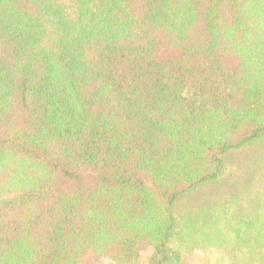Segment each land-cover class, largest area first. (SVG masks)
I'll return each instance as SVG.
<instances>
[{"label": "trees", "instance_id": "trees-1", "mask_svg": "<svg viewBox=\"0 0 264 264\" xmlns=\"http://www.w3.org/2000/svg\"><path fill=\"white\" fill-rule=\"evenodd\" d=\"M264 264V0H0V264Z\"/></svg>", "mask_w": 264, "mask_h": 264}, {"label": "rangeland", "instance_id": "rangeland-1", "mask_svg": "<svg viewBox=\"0 0 264 264\" xmlns=\"http://www.w3.org/2000/svg\"><path fill=\"white\" fill-rule=\"evenodd\" d=\"M141 252L143 253V261L140 262V264H145V259L146 256L148 255V250H146L144 248V246H141ZM204 253L203 252H194L188 256H186V264H200V260H202V258L204 257ZM99 262L101 264H109L105 259L101 258L99 259Z\"/></svg>", "mask_w": 264, "mask_h": 264}]
</instances>
